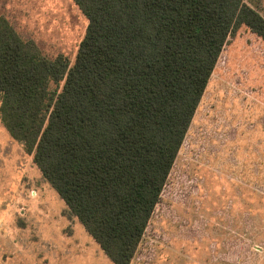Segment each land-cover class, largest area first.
<instances>
[{"label":"trees","instance_id":"trees-1","mask_svg":"<svg viewBox=\"0 0 264 264\" xmlns=\"http://www.w3.org/2000/svg\"><path fill=\"white\" fill-rule=\"evenodd\" d=\"M73 62L0 17V120L113 264H132L245 0H73Z\"/></svg>","mask_w":264,"mask_h":264},{"label":"rangeland","instance_id":"rangeland-1","mask_svg":"<svg viewBox=\"0 0 264 264\" xmlns=\"http://www.w3.org/2000/svg\"><path fill=\"white\" fill-rule=\"evenodd\" d=\"M260 7L264 0H245ZM49 55L74 61L73 0H0ZM0 264H113L0 120ZM132 264H264V38L247 25L219 57Z\"/></svg>","mask_w":264,"mask_h":264}]
</instances>
